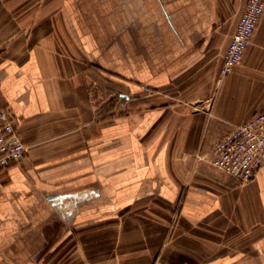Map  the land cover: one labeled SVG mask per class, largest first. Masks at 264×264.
<instances>
[{
    "label": "crops",
    "instance_id": "obj_1",
    "mask_svg": "<svg viewBox=\"0 0 264 264\" xmlns=\"http://www.w3.org/2000/svg\"><path fill=\"white\" fill-rule=\"evenodd\" d=\"M246 0H0V264H264V164L213 168L264 111V13L220 78ZM144 85L150 87L144 89Z\"/></svg>",
    "mask_w": 264,
    "mask_h": 264
},
{
    "label": "built area",
    "instance_id": "obj_2",
    "mask_svg": "<svg viewBox=\"0 0 264 264\" xmlns=\"http://www.w3.org/2000/svg\"><path fill=\"white\" fill-rule=\"evenodd\" d=\"M264 13V0H246L228 46L223 54L220 78L240 64ZM148 89L147 86H144ZM28 145L18 129V118L9 106L0 104V171L25 159ZM208 161L223 173L242 183L252 181L264 164V111L236 124L214 142Z\"/></svg>",
    "mask_w": 264,
    "mask_h": 264
},
{
    "label": "rangeland",
    "instance_id": "obj_3",
    "mask_svg": "<svg viewBox=\"0 0 264 264\" xmlns=\"http://www.w3.org/2000/svg\"><path fill=\"white\" fill-rule=\"evenodd\" d=\"M252 39H253V38H252ZM251 42H252V40H251ZM249 44H250V43H249ZM144 86H147V85H144ZM147 87H148V89H145V88H144V89H145V90H149V89H150V87H149V86H147Z\"/></svg>",
    "mask_w": 264,
    "mask_h": 264
}]
</instances>
